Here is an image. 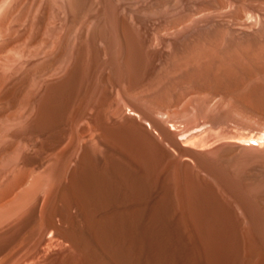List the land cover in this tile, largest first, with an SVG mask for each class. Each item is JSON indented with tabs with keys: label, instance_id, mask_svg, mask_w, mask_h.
Masks as SVG:
<instances>
[{
	"label": "bare ground",
	"instance_id": "obj_1",
	"mask_svg": "<svg viewBox=\"0 0 264 264\" xmlns=\"http://www.w3.org/2000/svg\"><path fill=\"white\" fill-rule=\"evenodd\" d=\"M106 1L104 11L101 10L103 16L97 25L99 18L93 19L97 27L95 31L90 29L94 34L89 44L96 48L99 56L110 52L113 63L117 64L115 59L121 48L119 35L122 30L127 43V52L124 49L126 68L123 67L124 71L119 70L115 65L120 79L117 76L119 80L116 78L110 85V79L101 83L96 79L91 83V112L88 113L86 107L88 102L77 107H81V110L78 108L79 116L87 118L85 132L93 152L101 149L102 144L111 147L114 145L135 160V169H120L123 172L122 175L119 174V180L126 189L130 187L128 190L134 191L130 200L141 204V207L134 206L135 204L133 208L127 207L128 210L125 211L129 216L125 220H133L140 211L149 209L146 208L143 193L148 187L160 184L162 191H159V199L153 205L150 203L149 211L152 215L160 219L162 215L180 211L181 220L177 221L193 227V232L195 230L205 248L216 255L218 264H232L235 260L239 264L263 263L264 0ZM103 2L105 3L104 0ZM76 5L79 6L73 4L74 15L57 40L55 51L34 70L35 73L51 71L71 53L76 61L73 70L62 81L51 86L50 95L56 97L69 91L73 99V88L78 86V82L73 86L74 81H78L79 74L83 72L76 68L89 49L87 40L78 34V29L83 22L80 14H87L90 7L82 6L78 9V6L75 8ZM84 19L87 20L85 17ZM135 20L141 24L139 32L142 25L146 30L148 28V40H145L146 36L144 40L150 48L157 45L156 41L164 45L161 50L153 51L159 63L153 72L147 73L149 75L143 71L142 53H139L141 50L138 51L140 43L136 36L139 32L133 24ZM82 26L89 28L87 22H83ZM88 32L91 34L90 31L87 34ZM42 37L43 34L38 33V39H43ZM76 39H81L80 44H76ZM100 45L103 47L100 48ZM29 79L30 73H26L15 82L9 94L14 102L24 94ZM42 107L40 120L50 123V116L54 111L50 101H46ZM215 129L221 130L219 137L234 138L236 141L209 148L208 140L204 142L203 135L206 131ZM88 154L89 151L83 154L80 166L72 174L70 190L73 193L78 190L79 182L90 170L92 161ZM127 166L126 168L129 167ZM28 179L26 174L19 175L0 192L1 209L9 206L7 209L11 210L7 212L10 215L5 214L8 219L13 215L16 204L18 208L19 205L24 206L21 202L30 198L27 194L36 193V189L44 190L46 185L50 186L47 175L39 176L36 188L26 187ZM23 186L27 189L22 201L16 196V191ZM40 190L37 191L40 193ZM14 196L20 203L15 201ZM81 201L83 202V198ZM82 204L88 212L91 210V206ZM21 209L16 212L19 213ZM3 210L4 208L1 211L4 212ZM55 213L54 211L47 217L52 231L71 244L56 264H80L72 254L74 249H78L77 244L67 231L62 230ZM2 217L6 218L3 214ZM54 242L56 241L53 240ZM82 256L83 261L94 264L88 253L83 252ZM14 260L13 264L17 262ZM46 260L47 257L43 261ZM43 261L31 260L33 264H44Z\"/></svg>",
	"mask_w": 264,
	"mask_h": 264
},
{
	"label": "rangeland",
	"instance_id": "obj_2",
	"mask_svg": "<svg viewBox=\"0 0 264 264\" xmlns=\"http://www.w3.org/2000/svg\"><path fill=\"white\" fill-rule=\"evenodd\" d=\"M76 1L0 0V192L13 179L22 174L29 176L27 188H36L39 176L47 175L49 180L47 183H50L52 189L50 190L48 185L45 186V189L43 188L45 191L36 189V193L27 194L30 198H27L26 202L23 199L27 188L21 187L16 191L18 195H15L22 199L23 202L21 204L24 206L21 207L19 205L18 208V204H16L17 206L15 208L13 206L15 210L12 209V212L15 213L16 210L21 208L23 210H19V213L17 211V215L13 213L14 216L11 215L12 217H9L10 220L5 215L9 214L7 212H11L10 208L9 211L7 209L9 206L2 207L5 210H3L4 212L1 211L0 207L3 216L7 218H3L2 214L0 216V221H2L0 223V264H13L12 261L14 259V262L17 261L14 264H33L40 260L43 261L46 257L47 260L43 261L44 264H56L64 250L71 247V244L52 231L47 217L54 211L56 212L54 215L56 221H58L62 230L67 231L77 244L78 249H74L72 254L79 260L80 264L88 263L82 260L83 252L90 255L94 264H218L216 255L211 254L205 248L201 240L197 238L195 230L193 232V227L182 224V221L178 222L181 220L180 211L162 215L159 217L160 219L149 211L151 204L155 203L161 195V192L159 194V191H162L160 184H155L156 187H154L155 185L152 188L148 187L143 193L146 208L149 209L140 211L133 220L132 218L128 219L129 223L128 220H125L128 215L126 212L128 209L136 205L141 207V204L133 203L130 200L134 191L132 189L128 190L130 187L126 189V186L121 184L119 180L120 175H122L121 172H123L120 169H124V167L126 170L135 169V160L129 154H123L114 145L111 147L107 144H102L101 149L93 152L90 148V140L85 132L87 118H81L79 110H81L82 105H85L83 103L88 102L86 106L88 113L92 111L93 104H90L92 98L89 92H91L93 81L97 79L101 83L110 79L108 82L110 85L117 76L120 79L118 71L126 68L124 57L127 52V43H125L126 39L122 30H120L121 36L119 35V38L122 45L120 44L118 59L117 57L115 59V62H118L117 64L113 63L114 60L110 52L103 55L100 54L101 56L97 55L96 48L90 46L89 42L92 41L93 31H95L96 25L103 16L102 12L107 1L104 0L105 3L103 0ZM74 3L79 4V6L76 5L75 7L77 8L78 6V9L82 8V6L90 8L87 14H80L81 17L79 16L83 22H87L89 27L85 29L81 21L80 30L78 29V34L83 35L85 40H87L89 49L86 53L87 55L84 54L80 59V63H78L76 68L77 71H83V74L80 73L79 80L74 81L73 86L77 84L78 86L76 89L73 88L72 99L71 93L67 90L61 97L50 95L51 86L58 81H62L73 70L76 61L72 58L71 53H69L70 55L67 54L58 63L60 65L57 64L58 66L56 65L51 71L35 73L34 70L55 51L57 40L65 32L67 23L74 15ZM95 15L100 16L94 18ZM93 19H98L96 25H94L95 21ZM134 22L135 29L139 32L141 24L139 21L136 22V20ZM104 27L106 28L107 26L104 25ZM145 30L146 28L142 25L140 30L142 34L139 32L136 36L139 40L138 43L143 46L142 49L139 45L138 51H142H139V53H142L143 71L147 74L153 72L156 64L159 63L153 51L161 50L164 45L160 41H156L155 44L157 43L160 47L155 45L157 48L155 46V49L150 48L148 42H145V40H148L147 34L150 32L148 28ZM87 31H90L91 34L89 32L87 34ZM38 33L43 34V39H38ZM76 40V44H80L81 39ZM102 47L100 45V48ZM110 58H112L111 62L109 61ZM156 59L157 61H155ZM101 60L105 63L103 64ZM100 64L103 65L101 66ZM26 73H30L28 86L24 94L14 102L9 95L10 91ZM102 78L104 79L102 80ZM46 101H50L54 109L50 116V123H43L44 121L40 120L41 109ZM112 101L113 98L109 102L112 103ZM80 105L81 107H77ZM216 131L217 129L206 131L203 135L204 142L208 140L207 145H210L208 146L209 148L217 144L221 145V143H233L236 141L234 138L222 137L224 138L222 139L221 136L219 137L221 130ZM210 142L212 143L210 144ZM87 151H89L88 155H90L92 161L89 167L90 170L83 180L79 182L78 190L73 193V190H70L72 189V174L80 166V159ZM118 169L119 171H117ZM93 184H97V186ZM37 190L41 192L39 193ZM148 190H150L151 194L147 192ZM126 191L130 193L128 194ZM108 193L114 195L110 196ZM127 194L128 196H126ZM18 198L15 197L16 202L17 200L19 201ZM82 198L83 202L81 201ZM82 203L91 206V210L88 212V209H84ZM133 204L135 205L133 206ZM123 210H126L125 213H123ZM123 220H125L126 224ZM179 226L181 227L178 228ZM52 237L54 238L52 239ZM57 237L59 240H57ZM53 240L56 242L53 243ZM46 241H50L49 244ZM47 245L51 247H47ZM38 252L44 255H40ZM47 252L48 254H46ZM21 257H23L24 261ZM31 260L34 262H31ZM232 264L239 263L235 260ZM261 264H264V262Z\"/></svg>",
	"mask_w": 264,
	"mask_h": 264
}]
</instances>
